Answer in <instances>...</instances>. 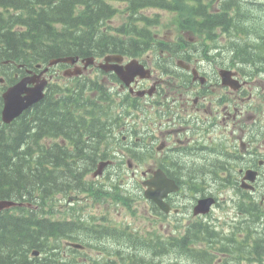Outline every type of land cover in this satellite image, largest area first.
I'll use <instances>...</instances> for the list:
<instances>
[{
	"label": "trees",
	"instance_id": "16d2710c",
	"mask_svg": "<svg viewBox=\"0 0 264 264\" xmlns=\"http://www.w3.org/2000/svg\"><path fill=\"white\" fill-rule=\"evenodd\" d=\"M106 1L109 0H0L4 10L0 13V66L3 60L31 67L60 56L129 51L128 46L107 42L117 38L101 30L100 23L115 13ZM174 2L188 7L185 21L191 16L189 21L199 34L207 33L213 40L211 35L217 28L226 33L231 50L241 56L242 64L264 63V19L255 12L251 14V9L239 0H221L219 11L212 13L206 10L211 2L206 4L204 0H128V9L133 17L138 8L172 9L170 4ZM10 9L16 13L10 15ZM148 25L139 29L130 22L126 31L118 34L148 40ZM134 47L137 52L145 48L143 44ZM82 99L85 102L77 88L66 93L52 85L31 112L9 126H0V199L30 205L0 213V264H60L56 255L62 247L61 240H74L80 231L72 221L47 218L44 204L56 194L77 188L98 160L96 149L103 142L100 132L104 133V124L95 108L86 109L90 110L88 118L75 114ZM86 103L92 104L90 100ZM59 137L70 142L72 150L46 143ZM257 212L254 208L249 213L256 216ZM202 230L200 224H194L186 237L172 240L173 243L158 239L154 246L176 247L191 255L192 264H207L210 260L206 254L199 257L203 259L199 262L188 249L203 239L214 242ZM35 249L43 254L41 259H30ZM262 255L255 251L257 258Z\"/></svg>",
	"mask_w": 264,
	"mask_h": 264
},
{
	"label": "flooded vegetation",
	"instance_id": "af4514ba",
	"mask_svg": "<svg viewBox=\"0 0 264 264\" xmlns=\"http://www.w3.org/2000/svg\"><path fill=\"white\" fill-rule=\"evenodd\" d=\"M169 73L167 80L156 78L154 81V96L156 95L157 103L162 105L169 115V127L166 133L178 143L176 149L184 147L185 150L180 151L182 154L191 153L188 150V144L195 143L201 153H208V156L214 159L212 161L216 164L210 167L219 171V179L216 182L220 189L228 186L234 191L230 197H236V199L240 197L241 201L248 199L250 205H254L255 199L259 198L258 205L263 206L264 119L263 112L257 113L254 92L248 91L251 86H254L253 91H255L256 83L236 72L235 78L241 82V86L234 91L223 87L218 77H215L213 81L206 72L201 73L205 78V85H201L200 80L193 79L185 85L186 81L182 82L178 77L173 76L175 72L169 71ZM163 81H167V87L162 86ZM147 83L148 81H139L136 87L144 89ZM178 83L180 84L177 85ZM214 92L216 96L213 98L211 96ZM201 113L209 117L197 116ZM213 139L215 148L207 145V142ZM176 149L168 153L169 157L175 155ZM201 171H207V166H193L189 171L186 167H180L176 172L196 177ZM248 173L250 180L245 181ZM193 177H183V180H192ZM253 232L254 227L250 226L247 233ZM234 248L248 252L245 246L234 245ZM257 248L263 249L264 242H260ZM162 254H165L163 250L160 255ZM179 259L183 261V258ZM180 260H175L171 264L176 262L181 264ZM209 260L207 264H214L213 258L209 257ZM125 264L129 263L126 261ZM158 264L164 263L158 259Z\"/></svg>",
	"mask_w": 264,
	"mask_h": 264
},
{
	"label": "rangeland",
	"instance_id": "374dc122",
	"mask_svg": "<svg viewBox=\"0 0 264 264\" xmlns=\"http://www.w3.org/2000/svg\"><path fill=\"white\" fill-rule=\"evenodd\" d=\"M242 1L245 4H252V3L264 4V0H242ZM113 7L117 8L119 12L113 17V19H111L108 22V25L111 27L117 28V27H120L122 23L125 21V15H123L122 13V10L125 7V4L124 3H113ZM261 12H264V9H262ZM142 13L149 17H153V18L158 17V19L160 20L159 26L151 28V31L154 34H156V37L158 38L157 40L161 41L162 43H171V44H174L175 40H178V37H177L178 32L176 31L175 26L171 22V15L169 13L157 11V10H145ZM95 40L98 42V39H95ZM164 49L169 50L170 48L167 47ZM153 57L154 56L152 55L149 62L153 63L154 61ZM208 63H209L208 65L206 64V67H207L206 71H209L211 73L215 72L217 65H215L214 62L211 63V61H209ZM195 65H198V63H195ZM169 67L170 66L167 67L169 71L174 68L173 66H171L170 68ZM203 68L205 69V67ZM62 72H63V69H60L58 82L61 85L66 83V79L62 77ZM94 74H95L94 70H91L90 72L87 73L86 76H89V75L94 76ZM141 103H144V102H141ZM143 113H141L140 115V112H133L132 113L133 120H135L136 123L138 124L137 128L140 134L143 133V131L141 130L142 126L144 128L143 130H147L146 132H144V133H147V135L145 134L143 137L140 136V139L141 140L147 139L146 145L148 146L150 145L152 148H154L156 145L159 144V140H155L153 139V137L151 138L152 134L154 133L152 125H151L152 120H153V111L148 108H145L143 110ZM143 120L147 121L146 122L147 125H143V122H141L142 125H140V121H143ZM156 135H157V132L154 134V136ZM114 140L116 139L110 138L111 145H112V141ZM153 142H156L155 145L153 144ZM200 156L202 158H200ZM200 156L197 155L193 158L197 159L199 163L201 164V166L203 165L208 166V165L216 164L215 161H212L214 159L208 156V153H205V154L202 153L200 154ZM184 161L190 162L191 160L184 158ZM116 162L118 164L122 163L125 165L126 159L122 161L117 159ZM155 162H156L155 157L149 158V159H146L141 164H136V167L134 169L138 170V174H139L140 171L142 170L154 167ZM209 168L211 171H213L212 173L209 170ZM116 169H117L116 167H113L108 171L109 172L108 173V176H109L108 186L103 185L107 183L106 178L103 177L97 180V182H99L98 183L99 187L104 188V189L111 188V186H113L112 184L113 182H111L110 179H112L116 183L118 180L120 181V183H122V181H124L125 183L127 182L128 178L126 177V175L130 174L129 171L128 172L126 171L127 168L125 167L123 169L122 171L123 176H121V178H120L119 173L115 172ZM217 173H219L218 170L208 166L207 171H201L197 174L199 177L198 181H204L203 183H200L199 186H207L205 187L206 188L205 191H210L213 194L218 195L220 198L219 204L213 208V210L210 212V214L207 217L205 218L203 217L202 219L203 221H208V222L212 221L211 223L213 225H217L218 229H221L224 233H227L229 231L232 223L237 222V224H239L237 226L241 228V232L243 233L246 228L247 229L250 228V225H249L250 223L242 222L238 220L236 205L234 206L235 197H230V195L234 194V191L230 190L228 186H225L223 189L219 188L218 183L215 182V180H218ZM194 178H197V177H194ZM127 184H128V187H130V190H132L131 195L133 199L139 198L136 195V194H139L137 192V189L135 188V186L137 185L136 181L134 180L131 182L128 181ZM124 186H126V184H124ZM110 190L111 191L109 190L108 191L111 195H102L96 200L92 199L86 202L82 201L83 203L81 204L68 205L64 202V199L60 197L59 205H57L56 207L61 210L62 214H68V216L70 215V213L74 214L77 211H79L87 215L89 214L94 215L98 218L105 217L107 219H110V221H114L118 223L121 226L129 225L130 227L139 229L140 231H143L145 234H148L150 231H156L163 235H181L183 232V224H187L189 221L194 220L192 214H190L191 212L189 208L192 207L196 198L200 197V193L198 192L193 194V193H188L187 191H185L184 193L189 194V195L185 196L181 194L180 198H178L180 205L183 206L182 207L183 209L181 208L183 213L177 217H171L170 219L161 220L159 218L155 219L149 215L150 207L148 206V203L143 202V201H139V202L132 201V205L127 206V202L123 200L125 198L124 191H122L121 189H116L115 191H113L112 188ZM219 194H221L222 196ZM182 196H185V197H182ZM51 204L52 203H49L47 205V208H50V207L53 208ZM175 218L182 222L181 230H176L174 226V224L176 223V221H174ZM173 221L175 223H173ZM219 238L222 241L223 238L221 235H219ZM112 247L120 249L125 255L130 252L133 257H144L146 255H149L151 252L150 248L144 243L137 240V238H134V239L123 238L119 240L116 244L112 245ZM163 251L165 252V254H162L161 257L159 258L161 262H163L164 264H171V262L175 261L169 256V253H167L164 249ZM197 260L199 262L203 261V260H200L198 256H197ZM187 264H189V262H187ZM243 264H246V262H244ZM252 264H257V263H252Z\"/></svg>",
	"mask_w": 264,
	"mask_h": 264
},
{
	"label": "water",
	"instance_id": "95a60500",
	"mask_svg": "<svg viewBox=\"0 0 264 264\" xmlns=\"http://www.w3.org/2000/svg\"><path fill=\"white\" fill-rule=\"evenodd\" d=\"M106 62L111 61V60H119L116 57H107ZM77 61V58H72V59H59L51 62L50 65L58 63V62H70L74 63ZM127 73L126 75L130 78L129 80L132 79L136 75H141L142 77L145 75L144 72L142 71L141 67L138 66L136 62H131L130 65L127 67ZM118 75L122 78L125 79V74L122 71V69H116ZM33 79L32 78H25L19 83L15 84L14 86L10 87L4 94H3V99H4V108L2 111V120L5 123H10L12 120L17 118L24 110L30 108L32 105L35 103L39 102L43 98V90L45 88L46 82L41 81L37 82L33 87H27V83H32ZM103 165H100L99 170L97 173L101 172V168ZM96 175V174H94ZM155 184L151 183L148 186V190L146 191V196L150 199H153L156 201L159 207H161L163 210L168 211V208L165 207L166 205L162 202V198L169 192L172 191H177V187L174 185L172 182V186H165L164 183L158 184L154 180ZM171 183V182H170ZM156 185V186H155ZM158 188L160 190L161 195H153L154 191H152L151 188ZM164 188L166 189V192L163 194ZM212 203V199H206V200H201L199 201L198 206L194 210V214H199V213H206L208 212L209 206ZM12 205L11 203H6V202H0V210Z\"/></svg>",
	"mask_w": 264,
	"mask_h": 264
},
{
	"label": "bare ground",
	"instance_id": "6f19581e",
	"mask_svg": "<svg viewBox=\"0 0 264 264\" xmlns=\"http://www.w3.org/2000/svg\"><path fill=\"white\" fill-rule=\"evenodd\" d=\"M250 13L254 15V13H252V11H250ZM255 13L256 14H259L257 12H255ZM226 37L227 36L225 35L224 38L227 39ZM226 52H227V49L226 48H224V49L216 48L215 49V55L216 56H220L219 58H223L226 55L225 54ZM207 64H209V63H207ZM256 64L258 65V67L260 68V70L262 72H264V69H261V68L264 67L263 61L262 62H256L254 64H251V66L254 67V65H256ZM169 66L170 67L171 66L175 67L174 65H169ZM167 70L169 71V69H167ZM115 144H116V140L112 141V146H114ZM100 146H102V144ZM132 153L138 155V157L136 159L137 160L136 161L137 164H141V163L144 162V160L149 159V158H152V156H153V150H152V148L150 146H148V145H145V144H140V145L135 146V148L132 151ZM132 153H130V154L132 155ZM114 159L117 160L118 158H115V156H114ZM196 180H198V178H194V180L193 179L192 180H183L180 177H177V179H176V181L178 182V184L180 186H186V187L193 186L194 185V181H196ZM204 187H207V186H204ZM247 231H248V229H247ZM72 241L77 242L78 241L77 237H76V239H74ZM235 246H244V245L235 244ZM163 249L167 253H169V256L172 259H174V260H178L179 261L180 260L179 258H183V261L180 260L181 261V264H187V262H189V264H192V262H193L187 253H181L180 250L177 249L176 247L167 246V247H165ZM125 262H126L125 260H122L120 258H116L112 263L113 264H125ZM176 264H178V263L176 262Z\"/></svg>",
	"mask_w": 264,
	"mask_h": 264
}]
</instances>
